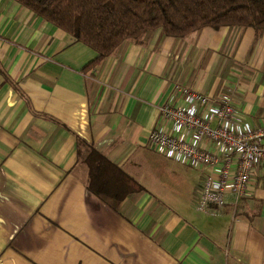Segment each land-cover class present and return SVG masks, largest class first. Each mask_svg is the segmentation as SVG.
<instances>
[{
    "label": "crops",
    "instance_id": "1",
    "mask_svg": "<svg viewBox=\"0 0 264 264\" xmlns=\"http://www.w3.org/2000/svg\"><path fill=\"white\" fill-rule=\"evenodd\" d=\"M96 55L0 0V264H264V168L248 195L204 210L202 180L188 205L139 172L156 107L183 87L227 92L247 119L264 118V33L203 27L177 38L155 29L88 66ZM89 145L143 190L122 200L91 192ZM172 169L189 187V175Z\"/></svg>",
    "mask_w": 264,
    "mask_h": 264
},
{
    "label": "trees",
    "instance_id": "2",
    "mask_svg": "<svg viewBox=\"0 0 264 264\" xmlns=\"http://www.w3.org/2000/svg\"><path fill=\"white\" fill-rule=\"evenodd\" d=\"M75 41L92 48L96 64L126 39L161 29L183 37L203 27H251L264 33V0H15ZM91 192L122 200L143 186L93 145L83 158Z\"/></svg>",
    "mask_w": 264,
    "mask_h": 264
},
{
    "label": "built area",
    "instance_id": "3",
    "mask_svg": "<svg viewBox=\"0 0 264 264\" xmlns=\"http://www.w3.org/2000/svg\"><path fill=\"white\" fill-rule=\"evenodd\" d=\"M177 101L158 105L157 124L148 133L152 150L203 170L197 207L222 205L248 195L264 168V118L250 121L222 92L215 98L183 87Z\"/></svg>",
    "mask_w": 264,
    "mask_h": 264
},
{
    "label": "rangeland",
    "instance_id": "4",
    "mask_svg": "<svg viewBox=\"0 0 264 264\" xmlns=\"http://www.w3.org/2000/svg\"><path fill=\"white\" fill-rule=\"evenodd\" d=\"M146 151L151 154L149 155V160L146 158L139 168V172L142 174L141 178H144L142 182L151 189L166 190L172 195H178V197L182 194L185 196L186 193L188 199L184 196H181L180 199L185 204L189 205V201H195L193 190L199 188L204 174L199 170L186 168L171 162L152 149L146 148ZM172 168L183 170L189 175V187H187L184 180L180 179L178 172H175L177 174L174 173L175 170ZM136 172H138V168Z\"/></svg>",
    "mask_w": 264,
    "mask_h": 264
}]
</instances>
